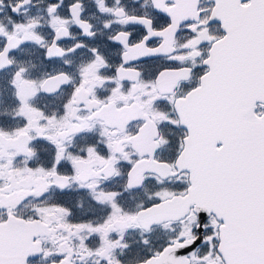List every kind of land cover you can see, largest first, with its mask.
Wrapping results in <instances>:
<instances>
[{"label": "snow or ice", "instance_id": "6c2138e0", "mask_svg": "<svg viewBox=\"0 0 264 264\" xmlns=\"http://www.w3.org/2000/svg\"><path fill=\"white\" fill-rule=\"evenodd\" d=\"M0 264H264V0H0Z\"/></svg>", "mask_w": 264, "mask_h": 264}]
</instances>
